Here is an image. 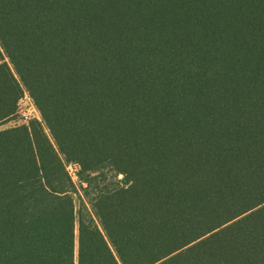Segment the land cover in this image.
I'll return each instance as SVG.
<instances>
[{
  "label": "trees",
  "instance_id": "16d2710c",
  "mask_svg": "<svg viewBox=\"0 0 264 264\" xmlns=\"http://www.w3.org/2000/svg\"><path fill=\"white\" fill-rule=\"evenodd\" d=\"M3 58L0 264H264V0H0Z\"/></svg>",
  "mask_w": 264,
  "mask_h": 264
},
{
  "label": "built area",
  "instance_id": "2783aa9c",
  "mask_svg": "<svg viewBox=\"0 0 264 264\" xmlns=\"http://www.w3.org/2000/svg\"><path fill=\"white\" fill-rule=\"evenodd\" d=\"M11 119L12 120L9 121L13 124V126L27 125L29 121L40 120L39 112L26 91H24L18 99L15 113ZM67 170L68 172H75L76 165L72 163L68 164Z\"/></svg>",
  "mask_w": 264,
  "mask_h": 264
},
{
  "label": "rangeland",
  "instance_id": "374dc122",
  "mask_svg": "<svg viewBox=\"0 0 264 264\" xmlns=\"http://www.w3.org/2000/svg\"><path fill=\"white\" fill-rule=\"evenodd\" d=\"M0 62L7 63V59L3 58ZM12 119L10 118L9 120H12ZM9 120L0 125V130L14 127L13 124ZM76 170H77V166H76ZM69 174L72 177V180L76 184H78V182L76 180V177H75V172H73V173L72 172H69ZM74 204H75V208L77 209V207H78V200L76 199V197H74Z\"/></svg>",
  "mask_w": 264,
  "mask_h": 264
}]
</instances>
